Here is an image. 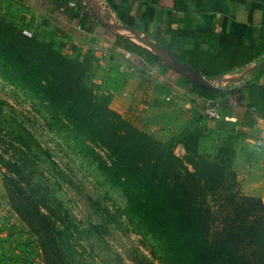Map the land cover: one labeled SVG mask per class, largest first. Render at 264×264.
I'll return each mask as SVG.
<instances>
[{"label":"trees","instance_id":"obj_1","mask_svg":"<svg viewBox=\"0 0 264 264\" xmlns=\"http://www.w3.org/2000/svg\"><path fill=\"white\" fill-rule=\"evenodd\" d=\"M75 13L68 14L69 18H78ZM232 40L225 47L230 60H237L230 68H221V58L217 57L211 65L219 68L199 70V62L208 64L205 54L181 60L212 78L264 53V42L252 47L240 42L236 50ZM116 46L146 58L150 65L159 63L155 56L134 45L117 41ZM88 69L85 59L67 55L63 45L52 39L28 36L22 27L0 22V77L39 103L50 128L68 131L101 150L104 157L86 148L103 171L105 183L124 198L119 216L135 234L148 239L152 256L161 264H264V204L242 195L239 182L236 190L229 184L236 180L231 144L218 150L215 162L198 155L192 162H176L172 152H165L132 121L112 111L108 97L97 96L86 84ZM186 89L203 100L193 101L199 109L205 100L224 96L201 86L186 84ZM262 96L264 87L250 85L247 97L241 96V100L245 99L247 109L255 113L257 99ZM2 104L0 99V147L4 144L12 150L13 162H30L33 135L15 127L7 130L4 120L14 121V116L4 114ZM186 152L196 154L191 148ZM24 167L20 166L18 174L26 180ZM9 178L13 183V177ZM28 186L30 193H38L36 184H15V191L24 192V203ZM30 205L24 204L25 214L21 216L40 238L47 256L80 232L68 208L59 207V213L52 209L44 212L33 200Z\"/></svg>","mask_w":264,"mask_h":264},{"label":"crops","instance_id":"obj_2","mask_svg":"<svg viewBox=\"0 0 264 264\" xmlns=\"http://www.w3.org/2000/svg\"><path fill=\"white\" fill-rule=\"evenodd\" d=\"M15 1L27 9L29 26L40 38L52 39L67 55L91 62L88 85L108 97L112 111L141 127L152 120L146 131L169 136L195 108L193 101L203 102L186 84L223 93L205 100L220 104L216 120L225 133L215 159L221 147L231 144L241 193L264 204V96L257 99L255 113L241 100L250 85L264 87V53L212 78L181 60L205 54L208 64L199 62V70L219 68L211 65L217 57L221 68H230L237 61L225 54L230 38L236 50L240 42L249 47L264 42V0ZM75 12L78 18H69ZM117 41L143 49L159 63L150 65L146 58L117 47ZM160 119L164 125H158ZM169 120L176 126H167ZM162 126L165 130L159 131ZM216 130L206 131L205 138ZM18 253L12 244L0 243V264H26Z\"/></svg>","mask_w":264,"mask_h":264},{"label":"rangeland","instance_id":"obj_3","mask_svg":"<svg viewBox=\"0 0 264 264\" xmlns=\"http://www.w3.org/2000/svg\"><path fill=\"white\" fill-rule=\"evenodd\" d=\"M0 22L22 27L25 35H37L33 27H28L31 20L27 9L15 0H0ZM85 62L90 69L91 62ZM89 69L85 80L87 85ZM0 99L4 102L1 105L3 113L14 116V121L4 120L3 126L7 130L15 127L17 131L33 135L30 162H13L12 150L4 144L0 147V243L12 244L26 264H161L152 256L148 239L135 234L119 216L124 198L116 188L105 183L103 171L88 153L93 148L104 157L101 150L68 131L50 128L39 103L1 77ZM187 115L188 118L178 126L169 124L171 120L166 123L167 126L177 127L176 130L173 127L167 137L146 131V125H150L152 120H147L143 127L134 124L158 142L165 152H172L177 157L176 162H192L196 160V155L207 162H215L216 150L225 139V133H221L218 127V120L204 117L194 107ZM157 122L160 126L165 123L163 119ZM163 128L159 131H163ZM215 128L217 130L213 136L205 138V132ZM199 147L202 153H199ZM190 148L196 150V154H187L186 149ZM21 165L27 166L24 167L26 180L18 174ZM234 174L233 171L236 180L229 184L234 185L236 190L239 181ZM11 176L13 183L10 182ZM17 182L36 184L39 191L37 194L30 193L28 186V201L24 203V192L15 191ZM31 200L38 203L44 212L52 209L59 213V207L68 208L76 223H79L80 232L65 246L56 247L55 254H45L40 238L21 216L25 214L22 207L24 204L30 205ZM32 208L30 205V212ZM213 208L216 210L215 206Z\"/></svg>","mask_w":264,"mask_h":264},{"label":"built area","instance_id":"obj_4","mask_svg":"<svg viewBox=\"0 0 264 264\" xmlns=\"http://www.w3.org/2000/svg\"><path fill=\"white\" fill-rule=\"evenodd\" d=\"M69 6L74 7L75 3L70 2ZM195 108L204 117L211 118V119H219L220 118V104L217 102H208L201 109L197 108L196 106H195Z\"/></svg>","mask_w":264,"mask_h":264}]
</instances>
